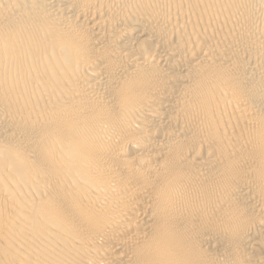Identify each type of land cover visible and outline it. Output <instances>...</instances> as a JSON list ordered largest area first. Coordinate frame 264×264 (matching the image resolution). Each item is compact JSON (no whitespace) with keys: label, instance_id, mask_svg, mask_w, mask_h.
<instances>
[{"label":"bare ground","instance_id":"obj_1","mask_svg":"<svg viewBox=\"0 0 264 264\" xmlns=\"http://www.w3.org/2000/svg\"><path fill=\"white\" fill-rule=\"evenodd\" d=\"M0 264H264V0H0Z\"/></svg>","mask_w":264,"mask_h":264}]
</instances>
